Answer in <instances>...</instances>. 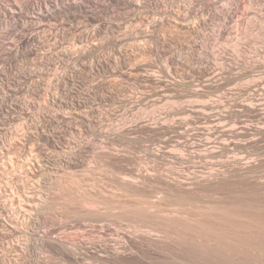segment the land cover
Instances as JSON below:
<instances>
[{
	"label": "rangeland",
	"instance_id": "374dc122",
	"mask_svg": "<svg viewBox=\"0 0 264 264\" xmlns=\"http://www.w3.org/2000/svg\"><path fill=\"white\" fill-rule=\"evenodd\" d=\"M0 4V264H264V0Z\"/></svg>",
	"mask_w": 264,
	"mask_h": 264
},
{
	"label": "bare ground",
	"instance_id": "6f19581e",
	"mask_svg": "<svg viewBox=\"0 0 264 264\" xmlns=\"http://www.w3.org/2000/svg\"><path fill=\"white\" fill-rule=\"evenodd\" d=\"M13 1H14V0H13ZM58 1H59V0H56V2H58ZM7 2H8V1H7ZM8 3H12V2H8ZM14 3H16V2H14ZM80 3H81V2H80ZM16 4H17V3H16ZM21 4H22V3H21ZM0 5H1V4H0ZM8 5H9V4H8ZM14 5H15V4H14ZM14 5H12V7H13ZM6 6H7V5H6ZM9 6H10V5H9ZM9 6H8V7H9ZM17 6H18V5H17ZM57 6H58V5H57ZM15 7H16V6H15ZM22 7H23V6H22ZM14 9H15V8H14ZM17 9H18V8H17ZM70 9L75 10V12H76V11H82V10L84 11V9H85V5H83L82 3H81V4H77V5L74 4L73 6H70V7H69V10H68V11H70ZM11 10H12V9H11ZM54 10H55V9H54ZM15 11H16V10H15ZM22 11H23V10H22ZM59 11H60V10H59ZM59 11H58V12H59ZM17 12H18V11H17ZM23 12H24V11H23ZM60 12H61V11H60ZM9 13H10V12H9ZM9 13H8V14H9ZM12 13H14V10H13ZM19 13H20V12H19ZM19 13H18V14H19ZM25 13H26V12H25ZM15 14H17V13H15ZM28 15H29V14H28ZM22 16H23V15H22ZM13 17H14V16H13ZM20 17H21V16H20ZM11 18H12V17H11ZM15 18H17V17H15ZM13 19H14V18H13ZM21 21H22V20H21ZM16 22H17V21H16ZM24 77H25V76H24ZM26 77H27V76H26ZM17 80H18V79H17ZM10 81H11V80H10ZM14 81H15V80H14ZM4 84H5V83H4ZM2 85H3V84H2ZM11 87H12V86H11ZM14 87H15V86H14ZM9 88H10V87H9ZM9 88H8V89H9ZM18 88H19V87H18ZM21 88H22V87H21ZM2 89H3V88H2ZM16 89H17V88H16ZM22 90H24V89H22ZM65 90H66V89H65ZM18 92H19V91H18ZM9 99H10V98H9ZM1 101H2V100H1ZM3 101H5V100H3ZM70 101H71V100H70ZM72 101H74V100H72ZM79 102H80V101H79ZM81 102H82V101H81ZM0 103H1V102H0ZM2 103H3V102H2ZM2 103H1V104H2ZM6 103H7V102H6ZM75 103H76V102H75ZM77 103H78V102H77ZM1 104H0V109H2L1 107H3V106H1ZM4 104H5V103H4ZM4 104H2V105H4ZM13 104H14V103H13ZM79 104H80V103L76 104V106L79 105ZM11 106H12V105H11ZM20 106H21V105H20ZM79 106H80V105H79ZM210 106H211V105H210ZM210 106H209V107H210ZM81 107H82V106H81ZM198 107H199V106H198ZM198 107H197V108H198ZM212 107H213V106H212ZM212 107H211V108H212ZM197 108H196V109H197ZM6 109H7V108H6ZM200 109H201V108H200ZM212 109H213V108H212ZM4 110H5V109H4ZM207 110H208V109H207ZM2 111H3V110H2ZM6 111H7V110H6ZM202 111H203V110H202ZM211 111H212V110H211ZM211 111H210V112H211ZM201 114H202V113H201ZM78 115H79V114H78ZM80 115H81V114H80ZM83 115H84V114H83ZM204 115H205V114H204ZM78 117H79V116H78ZM0 118H1V117H0ZM11 119L13 120V118H11ZM1 120H2V119H1ZM2 122H3V121H2ZM3 123H4V122H3ZM4 128H5V127H4ZM35 129H36V128H35ZM5 130H6V128H5ZM33 131H34V130H33ZM37 131H38V130H37ZM30 132H31V131H30ZM43 133H44V131H43ZM32 134H33V133H32ZM39 134H40V133H39ZM44 134H45V133H44ZM43 136H46V137L48 138L49 135L47 134V135H43ZM11 138H13V137H11ZM0 139H1V138H0ZM49 139H50V138H49ZM52 139H53V138H52ZM24 140H26V139H24ZM13 141H14V139H13ZM13 141H12V142H13ZM1 142H2V141H1ZM14 142H15V141H14ZM20 142H21V141H20ZM13 144H14V143H13ZM0 145H1V144H0ZM7 145H8V144H7ZM12 147H13V145H12ZM19 147H20V145H19ZM21 147H22V146H21ZM31 148L34 149V146L31 147ZM8 149H9V148H8ZM16 149H17V148H16ZM16 149H14V150H16ZM22 150H23V149H22ZM168 150H169V149H168ZM19 151H20V150H19ZM33 151H35V150H33ZM8 152H9V151H8ZM31 152H32V151H31ZM31 152H30V154H31ZM166 152H168V151L166 150ZM11 153H12V152H11ZM14 153H15V152H14ZM19 153H20V152H19ZM23 153H25V152H23ZM33 153H34V152H33ZM168 153H169V152H168ZM7 154H8V153H7ZM20 154H21V153H20ZM173 154H174V153H173ZM173 154H172V155H173ZM18 155H19V154H18ZM31 155H32V154H31ZM34 155H35V154H34ZM8 156H9V155H8ZM10 156H11V155H10ZM10 156H9V157H10ZM15 156H16V155H15ZM39 156H40V155H39ZM11 157H12V156H11ZM16 157H17V156H16ZM16 157H15V158H16ZM23 157H24V156H23ZM31 157H32V156H31ZM40 157H41V156H40ZM158 157H159V156H158ZM172 157H173V156H172ZM176 157H177V156H176ZM36 158H37V157H36ZM36 158L34 157L35 160H36ZM178 158H179V157H177V159H178ZM182 158H183V157H182ZM12 159H13V158H12ZM12 159H10V160H12ZM17 159H18V158H17ZM17 159H16V160H17ZM29 159H31V158L29 157ZM32 159H33V158H32ZM32 159H31V160H32ZM34 159H33V161H34ZM18 160H20V159H18ZM25 160L27 161V165L30 164V163L28 162L29 160H27V159H25ZM25 160H24V161H25ZM39 160H41V159H38V161H39ZM12 161H13V160H12ZM21 161H23V160H21ZM33 161H31L32 164H33ZM6 162H7V161H6ZM17 163H18V162H17ZM24 163H26V162H24ZM34 163H35V162H34ZM38 163H40V162H38ZM71 163H72V162H71ZM76 163H77V162H76ZM82 163H83V162H82ZM5 164H6V163H5ZM9 164H10V163H9ZM32 164H31V165H32ZM19 165H20V164H19ZM22 165H23V167H24L25 164H21V166H22ZM40 165H41V164H40ZM70 165H71V164H70ZM4 166H5L4 168H6V165H4ZM13 166H14V165H13ZM13 166H12V167H13ZM29 166H30V165H29ZM34 166H35V165H34ZM37 166H39V164H38ZM71 166H73V165H71ZM76 166H77V164H76ZM76 166H74V167H76ZM35 167H36V166H35ZM7 168H8V167H7ZM14 168H16V167H14ZM17 168H18V166H17ZM19 168H21V167H19ZM25 168H26V167H25ZM38 168H39V167H38ZM68 168H69V167H66L65 169H68ZM71 168H73V167H71ZM71 168H69V169H71ZM77 168H78V167H77ZM29 169H30V168H29ZM35 169H36V168H35ZM40 169H41V168H40ZM14 170H15V169H14ZM73 170H74V168H73ZM27 171H28V170H27ZM32 171H33V170H32ZM6 172H7V171H6ZM9 172H10V171H8V175H11V174L13 173V172H12V173L10 172L11 174H9ZM14 172H15V171H14ZM16 172H17V171H16ZM18 173H19V172H18ZM22 173H23V172H22ZM27 173H28V172H27ZM5 174H7V173H5ZM15 175H16V174H15ZM17 175H18V174H17ZM4 176H6V175H4ZM121 176H122V175H121ZM123 176H124V175H123ZM6 177H7V176H6ZM11 177H13V175H12ZM20 177H21V176H20ZM20 177H19V178H20ZM25 177H26V176H25ZM25 177H24V178H25ZM126 177H128V176L126 175ZM130 177H131V176H130ZM121 179H122V178H121ZM121 179H120V181H121ZM133 179H134V178H133ZM15 180H16V179H15ZM17 180H18V178H17ZM19 180H20V179H19ZM134 180H135V179H134ZM7 181H9V180H7ZM7 181L4 180V183L6 182V185H7ZM11 181H14V180H11ZM11 181H10V182H11ZM130 181H131V179L128 180L127 178L125 179V177H124V181L122 180V182H126V185H125V183H123L122 185H125V186H123V187L125 188L126 186H128L127 183H133L132 181H131V182H130ZM1 182H2V181H0V184L3 185ZM10 182H8V183H9L10 186H11V183H10ZM25 182H26V181H25ZM25 182H23V183L25 184ZM136 182H137V181H136ZM134 183H135V182H134ZM134 183H133V184H134ZM137 183H138V182H137ZM120 184H121V183H120ZM120 184H119V185H120ZM1 185H0V187H1ZM17 185H18V184H17ZM19 185H20V184H19ZM26 185H27V183H26ZM129 185L131 186V184H129ZM137 185H138V184H137ZM4 186H5V185H3V187H4ZM8 186H9V185H8ZM8 186H7V187H8ZM120 186H121V185H120ZM11 187H12V186H11ZM19 187H20V186H19ZM121 187H122V186H121ZM128 187H129V186H128ZM133 187H134V186H133ZM4 188H5V187H4ZM129 188H131V187H129ZM0 189H2V188H0ZM10 189H11V188H10ZM10 189H9V190H10ZM12 189H13V188H12ZM12 189H11V190H12ZM3 190H4V189H3ZM9 190L6 188V192L9 191ZM16 190H18V189H16ZM23 190H24V188H23ZM28 190H30V189H28ZM31 191H32V190H31ZM31 191H30V192H31ZM1 192H2V191H1ZM23 192H24V191H23ZM25 192H26V189H25ZM28 192H29V191H28ZM30 192H29V193H30ZM7 193H8V192H7ZM7 193H5V195H6ZM10 193L13 194V192H10ZM14 194H16V193L14 192ZM18 194H19V193H18ZM18 194H17V195H18ZM21 194H22V193H21ZM31 194H32V193H31ZM8 195H9V194H8ZM11 196H12V197L14 196V198H15V195H11ZM11 196H10V197L7 196V197H9V198L11 199ZM25 196H26V195H25ZM28 196L32 199L33 194H32V195H28ZM21 197H22V199H20ZM35 197H36V196H35ZM5 198H6V197H5ZM16 198L18 199V197H16ZM23 198H24V196H21V195H20L19 199H20L21 201L25 199V198H24V199H23ZM26 198H27V197H26ZM33 198H34V197H33ZM7 199H8V198H7ZM10 199H9V201H10ZM31 199L28 200V203H27V202H23V203H26L27 206L33 207V206H34L33 203H35V202H34L35 200L33 199V200H34V201H33V200H31ZM5 200H6V199H5ZM15 200H16V199H15ZM15 200L12 199V201H15ZM20 200H19V201H20ZM12 201H11V202H12ZM25 201H26V199H25ZM36 202H37V201H36ZM12 203H15V202H12ZM12 203H11V206H13ZM19 203H20V202H19ZM2 204H3V203H2ZM17 204H18V203H17ZM20 204H21V203H20ZM3 205H4V204H3ZM26 205L21 204L22 207H20V205H19V207L21 208L22 212H24V213H27V210H28L26 207H23V206H26ZM5 206H6V205H5ZM37 206H38V205H37ZM1 207H2V206H1ZM1 207H0V208H1ZM9 207H10V206H9ZM14 207H18V205L14 206ZM30 207H29V209H32V208H30ZM35 207H36V204H35ZM2 208H3V207H2ZM10 208H11V207H10ZM37 208H38V207H37ZM40 208H41V207H40ZM224 208H225V207H224ZM224 208H223V209H224ZM4 209H5V208H4ZM6 209H7V206H6ZM221 209H222V208H221ZM226 209H227V208H226ZM8 210H10V209L8 208ZM21 210H20V211H21ZM32 210H33V209H32ZM37 210H39V209H37ZM224 210H225V209H224ZM3 211H5V210H3ZM34 211H35V209H34ZM227 211L229 212V210H227ZM0 212H1V210H0ZM22 212H21V213H22ZM28 212H30V214L33 213V211H32V213H31L30 210H28ZM35 212H36V211H35ZM228 212H227V213H228ZM19 213H20V212H19ZM1 214H2V213H1ZM1 214H0V217H1ZM16 214H17V212H16ZM28 214H29V213H28ZM30 214H29V216H30ZM3 215H4V214H3ZM3 215H2V216H3ZM23 215H24V214H23ZM25 215H26V214H25ZM31 216H32V215H31ZM24 217H25V216H24ZM32 217H33V216H32ZM2 218H3V217H1V219H2ZM30 219H31V218H30ZM3 220H5V218H4ZM3 220H1V221H3ZM0 224H1V223H0ZM2 224H4V223H2ZM0 227L2 228V225H1ZM16 229H17V228H16ZM0 231H1V230H0ZM1 232H2V231H1ZM14 234H16V233H14ZM42 237H43V236H42ZM44 238H45V237H44ZM54 241H55V240H54ZM54 241H53V242H54ZM56 241H57V245L61 246L62 249L65 248L66 250L72 248V245H73V244L75 245V242H72V241H69V240L67 241V240L59 239V240H56ZM41 242H42V241H41ZM71 242H72V243H71ZM55 243H56V242H55ZM31 244H32V243H31ZM74 245H73V246H74ZM75 246H76V245H75ZM75 246L73 247V249H75ZM40 247H41V246H40ZM61 247H60V248H61ZM29 249H30V248H29ZM37 249H38V248H37ZM39 250H40V249H39ZM39 250H38V251H39ZM66 250H65V251H66ZM71 250H72V249H71ZM71 250H69L70 253H72ZM63 251H64V250H63ZM69 251H66V252L69 253ZM39 252H40V251H39ZM72 254H73V253H72ZM39 256H40V255H39ZM33 264H35V263H33Z\"/></svg>",
	"mask_w": 264,
	"mask_h": 264
}]
</instances>
